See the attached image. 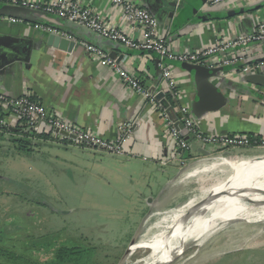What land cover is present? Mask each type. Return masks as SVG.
<instances>
[{
    "label": "crops",
    "instance_id": "crops-1",
    "mask_svg": "<svg viewBox=\"0 0 264 264\" xmlns=\"http://www.w3.org/2000/svg\"><path fill=\"white\" fill-rule=\"evenodd\" d=\"M34 1L46 3L49 0ZM133 1L141 5L140 0ZM81 2L117 29L126 31L134 39L139 37L138 31H130L123 23L111 0ZM193 5L194 0H180L179 8L166 9V13H172L171 18L158 21V34L173 52H194L208 47L217 37L232 39L250 34L259 22L264 21V0H230L210 9L203 6L196 12H193ZM239 11L243 13L238 14ZM229 12L237 13V16L227 17ZM206 13L214 19L206 20ZM33 18L36 21L17 24L0 21L1 37L27 39L34 47L28 63L13 62L0 72V95L12 98L28 95L62 120L107 141H114L118 137L121 124L137 123L123 145L125 155L122 157L94 150L84 152V147L74 144L61 145L65 150L68 145H73L77 152L88 155L96 166L105 164L119 171L113 174L118 175L129 192L121 194L123 197L120 200L132 203L129 212L140 219L134 225V233L140 231L143 225L141 219L146 217V223L155 211L177 208L191 194V180L184 172L200 163L190 162L199 156L198 152L179 151L176 141L168 134L162 113L178 118L180 109L186 107L201 134L243 135L259 143L264 141L262 89L243 83L239 71L233 69L224 78V106L196 118L191 113L196 93L194 79L180 67L181 63L165 61L176 82L178 95L173 97L168 94L167 84L162 79L161 62L157 55L126 49L121 44L111 45L108 40L63 20L58 21L54 16L43 14ZM35 24L50 27L56 32L51 35L73 42V48L68 51L48 46L46 40L50 34L34 29ZM84 42L95 45L108 55L115 53L116 59L120 57V65L137 78L144 89L164 92L167 108L161 107L156 100L147 101L128 88L113 69L85 50ZM236 51L235 54L243 57L238 62V65H242V62L264 58V43H252ZM222 58V54L214 55L209 63ZM3 121V127L8 132L17 130L19 122L15 118L6 116ZM40 140L42 142L38 147L55 143L48 136ZM247 149L260 148L253 146ZM237 150L241 149L232 151ZM190 175L196 176L193 173Z\"/></svg>",
    "mask_w": 264,
    "mask_h": 264
},
{
    "label": "rangeland",
    "instance_id": "rangeland-1",
    "mask_svg": "<svg viewBox=\"0 0 264 264\" xmlns=\"http://www.w3.org/2000/svg\"><path fill=\"white\" fill-rule=\"evenodd\" d=\"M30 139L35 145L42 142ZM61 145L42 144L30 154L8 156L2 155L7 144L0 149V264H120L129 246L155 232L147 229L176 208L155 211L146 223L144 217L140 231L134 233L140 219L129 212L132 203L120 200L129 192L116 177L119 171L105 164L96 166L73 145L67 150ZM207 152L191 159L200 163L184 172L192 191L179 205L191 199L196 203L211 200L204 215L215 206L209 189L225 181L231 171L190 174L221 160L264 156V148ZM256 190L258 196H264V187ZM247 200L241 202L251 204ZM62 248H75L81 255L59 262L57 253ZM148 250L134 251L125 264H142ZM169 264H264V222L234 221L204 241L189 240Z\"/></svg>",
    "mask_w": 264,
    "mask_h": 264
},
{
    "label": "built area",
    "instance_id": "built-area-1",
    "mask_svg": "<svg viewBox=\"0 0 264 264\" xmlns=\"http://www.w3.org/2000/svg\"><path fill=\"white\" fill-rule=\"evenodd\" d=\"M229 1L207 0L204 7L210 9ZM111 3L119 11L121 20L129 27V30L138 31L139 37L137 39L127 34L126 31L117 29L109 22H106L99 14L85 6L81 0H49L46 3H37L34 0H0V5H13L43 12L90 31L114 44H121L126 49L154 53L161 62L159 66L162 71V79L168 87V94L173 97L178 95L176 82L166 68L165 61L205 65L209 64L210 57L222 54L223 58L220 61H222L223 66H235L238 65L239 61L243 60V57L235 54L237 52L236 49H244L252 43H264V21H261L250 34L239 35L232 39L217 37L211 45L202 50L176 53L168 47L165 39L158 34V20L142 5L133 0H111ZM0 21H6L9 24L23 22L7 17H0ZM34 29L45 34H56L53 29L42 24H35ZM82 45L88 53L101 60L103 65L113 69L128 88L142 95L147 101L154 102L156 96L162 92H151L144 89L140 81L129 74L116 58H111L108 53L103 52L95 45L87 42L82 43ZM239 72L242 75L251 72L264 73V63L244 67ZM261 89L264 98V88ZM0 112L4 114V117L0 118V127L4 125V118L11 116L18 122L23 121L24 132H28L31 135L44 134L60 144H74L114 157L125 155L123 145L130 138L133 126L137 125V123L121 124L118 127V137L114 141H107L86 129L62 120L57 114L45 109L28 95L16 98L0 95ZM179 113L181 114L180 118H172L168 114L162 113V120L168 134L176 141L179 151H190L191 142L211 152L215 150L247 149L253 146L264 148V141L256 144V141L252 142L249 137L243 135L214 136L201 134L196 128L188 108L182 107ZM176 123H181L183 129L177 130L175 128Z\"/></svg>",
    "mask_w": 264,
    "mask_h": 264
},
{
    "label": "bare ground",
    "instance_id": "bare-ground-1",
    "mask_svg": "<svg viewBox=\"0 0 264 264\" xmlns=\"http://www.w3.org/2000/svg\"><path fill=\"white\" fill-rule=\"evenodd\" d=\"M225 169L231 171L229 177L209 189L214 194L213 210L204 215L203 209L211 200L196 203L191 199L168 211L147 229V232L152 229L155 232L129 246L120 264H125L126 258L134 251L146 248L149 255L141 261L142 264H169L185 250L189 240L204 241L234 221L264 222V196L256 194L260 192L256 189L264 187V156L221 160L192 173L196 176L221 174ZM257 181L259 183L255 184ZM243 198L251 204L242 203Z\"/></svg>",
    "mask_w": 264,
    "mask_h": 264
},
{
    "label": "water",
    "instance_id": "water-1",
    "mask_svg": "<svg viewBox=\"0 0 264 264\" xmlns=\"http://www.w3.org/2000/svg\"><path fill=\"white\" fill-rule=\"evenodd\" d=\"M140 2L141 5L145 9H147L158 21L163 20L165 17H172V13H166L167 8L180 7V3L171 0H140ZM206 2L207 0H194L193 12H196L201 7L205 6ZM242 13L243 11H239L238 14ZM43 14L44 13L40 11L30 10L18 6L6 4L0 5V17L15 18L23 22H34L36 20L33 18V16ZM236 16L237 13H227V17L234 18ZM56 19L60 21L59 18ZM205 19L213 20L214 17L206 13ZM65 23L68 22L65 21ZM109 43L113 45L112 42L109 41ZM46 44L48 46L68 51H70L74 46L73 42L51 34L47 36ZM33 49L34 47L30 40L8 36H0V72L3 70L4 67L10 65L13 62H20L23 64L28 63ZM148 53L151 55H155L154 53ZM109 56L111 58H115L116 55L112 52ZM117 60H120V57H118ZM260 63H264V58L247 62L242 65L229 67L223 66L222 61L205 65L181 63L180 67L185 70L190 76H192L195 83V100L191 104L192 115L196 118H199L205 113L218 111L226 103V96L222 91L225 76L230 73L233 69L236 71H240L244 67ZM241 80L245 84L252 85L254 87L264 88L263 72H251L243 74L241 75ZM155 99L157 102H159L161 107L167 108L168 103L165 100L164 93L160 92ZM180 117L181 114H178V118ZM175 128L177 130H182L183 125L181 123H176ZM190 148L192 151H196L198 153H201L202 155L208 154L207 150L199 148L194 142L190 143ZM134 243L135 242H133L132 244Z\"/></svg>",
    "mask_w": 264,
    "mask_h": 264
},
{
    "label": "trees",
    "instance_id": "trees-1",
    "mask_svg": "<svg viewBox=\"0 0 264 264\" xmlns=\"http://www.w3.org/2000/svg\"><path fill=\"white\" fill-rule=\"evenodd\" d=\"M167 97V96H166ZM4 114L0 112V118H3ZM23 121H19V125L17 126V130L14 132H8L4 127H0V149L3 148L4 144H7L6 151L2 154L3 156H8L11 153L16 154H30L32 153L36 146V143H33L30 138L35 137L38 139H45L47 135L39 134V135H31L28 132H24V124ZM8 134V136H6ZM254 142L253 139H251ZM259 143L256 141V144ZM79 251L75 248H62L57 253V258L59 262H64L65 260L72 261L74 258L80 257ZM77 262V260H76Z\"/></svg>",
    "mask_w": 264,
    "mask_h": 264
}]
</instances>
